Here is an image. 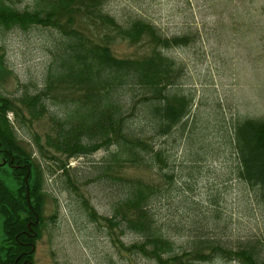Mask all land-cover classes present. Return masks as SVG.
<instances>
[{
    "label": "rangeland",
    "instance_id": "1",
    "mask_svg": "<svg viewBox=\"0 0 264 264\" xmlns=\"http://www.w3.org/2000/svg\"><path fill=\"white\" fill-rule=\"evenodd\" d=\"M103 1L104 11L122 26L140 20L168 38H190L188 46L165 54L184 70L181 84L171 94L189 97L191 114L172 136L162 139L146 123L132 121L134 134L161 152L165 163L154 159L147 165L112 166L108 176L100 178L98 169L115 147L70 159V170L63 172L65 157L56 155L55 162L37 154L36 138L44 145L53 132L49 116L29 120L26 112L21 113L24 123L17 125V134L40 163L45 179V224L33 264H156L125 250L139 243L140 236L110 229L100 219L111 218L114 206L125 199L126 181L157 189L152 213L162 234L179 251L188 249L199 235L232 248L254 244L264 250V196L238 179L232 143L239 121L264 120V0ZM9 2L20 10H33L39 0ZM73 27L96 42L105 43L103 35L112 34L78 15ZM112 38L108 45L120 59L145 58L154 48L149 38L138 43ZM62 39L54 28L0 31V97L16 99L43 90ZM70 93L61 88L53 97L66 101ZM48 108L50 115L61 117L67 112L61 103L49 102ZM9 118L14 120L12 114ZM0 176L16 189L10 170H0ZM69 178L76 182V190L70 188ZM85 202L97 213L96 221ZM2 239L0 225V246ZM209 264L238 263L216 259Z\"/></svg>",
    "mask_w": 264,
    "mask_h": 264
},
{
    "label": "trees",
    "instance_id": "2",
    "mask_svg": "<svg viewBox=\"0 0 264 264\" xmlns=\"http://www.w3.org/2000/svg\"><path fill=\"white\" fill-rule=\"evenodd\" d=\"M12 5L9 0H0V31L46 27L57 29L63 35L43 90L16 99L0 97V170H10L17 183L13 190L0 176L3 229L0 264H33L34 248L45 224V179L40 163L17 134V125L24 123L21 113L26 112L29 120L49 116L53 132L47 134L44 145L36 138L37 154L55 162L56 155L65 157L60 167L63 172L70 170V159L88 157L100 150L110 151L112 147L116 152L98 169L103 172L100 178L108 176L112 166L147 165L154 159L163 165L162 153L136 136L131 122L139 119L146 123L160 139L172 136L183 126L191 114L192 100L179 93L171 94V89L181 84L184 70L165 52L186 47L191 40L186 36L168 38L152 24L140 20L122 26L104 11L103 0H39L33 10H20ZM75 15L106 27L112 34L103 35L105 43L91 41L73 27ZM112 36L132 43L149 38L154 48L145 58L120 59L108 45ZM61 88L71 92L66 101L53 97V92ZM49 102L66 105L67 112L61 117L50 115ZM10 114L14 116L13 121ZM232 143L238 179L257 195L264 196V120L239 121L234 125ZM51 152L52 156L47 155ZM126 182L125 199L114 206L111 218L100 219L110 229L140 236L141 241L126 248L127 252L156 264H209L216 259L264 264V250L260 245L232 248L200 235L188 249L179 251L162 234L152 213L151 201L157 189L139 181ZM69 184L70 188L77 189L72 178ZM84 206L96 221L95 210L88 202Z\"/></svg>",
    "mask_w": 264,
    "mask_h": 264
}]
</instances>
